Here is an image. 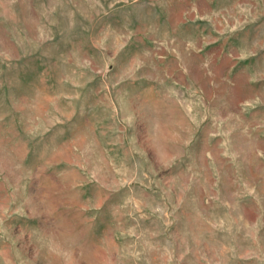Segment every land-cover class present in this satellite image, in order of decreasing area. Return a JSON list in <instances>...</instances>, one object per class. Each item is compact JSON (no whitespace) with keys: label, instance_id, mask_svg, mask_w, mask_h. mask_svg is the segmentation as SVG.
<instances>
[{"label":"rangeland","instance_id":"374dc122","mask_svg":"<svg viewBox=\"0 0 264 264\" xmlns=\"http://www.w3.org/2000/svg\"><path fill=\"white\" fill-rule=\"evenodd\" d=\"M0 264H264V0H0Z\"/></svg>","mask_w":264,"mask_h":264}]
</instances>
